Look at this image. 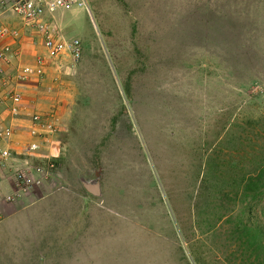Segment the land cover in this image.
I'll list each match as a JSON object with an SVG mask.
<instances>
[{
  "label": "rangeland",
  "instance_id": "rangeland-1",
  "mask_svg": "<svg viewBox=\"0 0 264 264\" xmlns=\"http://www.w3.org/2000/svg\"><path fill=\"white\" fill-rule=\"evenodd\" d=\"M86 5L54 20L81 59L14 84L19 114L0 109L21 120L1 126L12 157L41 170L27 189L24 163L0 167V264H264L263 179L242 193L264 162V0ZM0 25L22 33L16 72L46 56L19 18ZM36 113L57 130L39 159L21 153Z\"/></svg>",
  "mask_w": 264,
  "mask_h": 264
},
{
  "label": "built area",
  "instance_id": "built-area-1",
  "mask_svg": "<svg viewBox=\"0 0 264 264\" xmlns=\"http://www.w3.org/2000/svg\"><path fill=\"white\" fill-rule=\"evenodd\" d=\"M76 8H84L89 11L86 0H0V18L15 16L21 20L25 28L36 30L46 51V56L38 58L33 66L18 68L14 77L8 75L0 66V81L3 85L0 90V104L8 105L9 103L11 113L19 114L22 103V94L14 88V84H24L33 78L43 77L48 65L60 60L70 58L77 62L81 59L83 53L81 41L79 39L68 41L57 34L54 29V20L58 13L72 11ZM21 35V31L16 27L0 25V65L11 64L16 57L20 56L15 45L22 38ZM50 117L39 113L32 117L33 128L28 134L32 141H27L21 149V153L25 156L33 159L41 158L37 153H42V145L48 144L50 136L57 131ZM14 137L13 127L0 128V167L4 168L5 163L9 160H18L20 163L22 162L21 164L24 163L22 167L19 166L16 170V182L18 187L29 189L34 186L35 182L40 183L38 180L41 170L38 168L39 174L34 176L30 169L32 168L31 163L25 161L26 159L21 160L12 157ZM49 168L53 169L54 164L50 165ZM34 171H36L35 167ZM12 200L11 195L6 196V202Z\"/></svg>",
  "mask_w": 264,
  "mask_h": 264
},
{
  "label": "crops",
  "instance_id": "crops-1",
  "mask_svg": "<svg viewBox=\"0 0 264 264\" xmlns=\"http://www.w3.org/2000/svg\"><path fill=\"white\" fill-rule=\"evenodd\" d=\"M58 15V14H57ZM24 40H23V37L21 38V39H19L18 40V42H17V44L15 45V47L16 48H23L24 46ZM21 64V63H20ZM1 66V68H3L4 69V71L7 73V74H13V72L15 71V73H16V65H15V62H12L11 64H3V65H0ZM15 73H14V75H15ZM3 88V85H2V83H1V81H0V90ZM30 91H34L33 89H31ZM35 93H37L36 91H34V92H31V94L32 95H34ZM30 95V94H29ZM36 101L39 103V102H41L42 100H41V98H36ZM44 103V101L43 102H41V103H39V104H37L38 106H40V107H42L41 105ZM3 105V106H2ZM9 105V104H8ZM2 106V107H1ZM0 109H3V107H4V109H6V112L8 111V113H10L11 111L9 110V108L7 107V104H6V106L4 105V104H0ZM3 111V110H2ZM32 110H30V109H26V113L28 114H30V112H31ZM5 113V112H4ZM5 121H6V124L9 122V123H11L12 125H16L17 123H18V121L19 122H21V120H16V118H14L13 117V115L11 114V115H8L7 113H5V114H2V113H0V128H1V126H5ZM17 122V123H16ZM27 122V121H26ZM22 123H23V121H22ZM27 132V131H26ZM23 134H24V136L26 135L27 137H28V135L26 134V133H24L23 132ZM29 138V137H28ZM13 146H15V142H14V144H13Z\"/></svg>",
  "mask_w": 264,
  "mask_h": 264
},
{
  "label": "trees",
  "instance_id": "trees-1",
  "mask_svg": "<svg viewBox=\"0 0 264 264\" xmlns=\"http://www.w3.org/2000/svg\"><path fill=\"white\" fill-rule=\"evenodd\" d=\"M259 174L257 176V179L255 180L254 178H249L247 179L244 191H242V193H244L245 197H249L252 193L256 195V192L262 187L260 186V184L262 183V179L264 181V162L260 164L259 166V170H258ZM256 232L258 234H262L261 230H256ZM240 241H243L242 239H240ZM255 263V261L253 262Z\"/></svg>",
  "mask_w": 264,
  "mask_h": 264
},
{
  "label": "water",
  "instance_id": "water-1",
  "mask_svg": "<svg viewBox=\"0 0 264 264\" xmlns=\"http://www.w3.org/2000/svg\"><path fill=\"white\" fill-rule=\"evenodd\" d=\"M85 188L93 195H100L99 184H85Z\"/></svg>",
  "mask_w": 264,
  "mask_h": 264
},
{
  "label": "bare ground",
  "instance_id": "bare-ground-1",
  "mask_svg": "<svg viewBox=\"0 0 264 264\" xmlns=\"http://www.w3.org/2000/svg\"><path fill=\"white\" fill-rule=\"evenodd\" d=\"M93 23H94V20L92 19Z\"/></svg>",
  "mask_w": 264,
  "mask_h": 264
}]
</instances>
